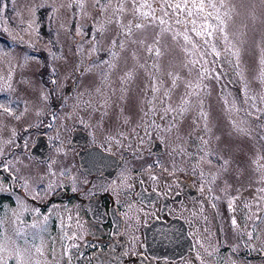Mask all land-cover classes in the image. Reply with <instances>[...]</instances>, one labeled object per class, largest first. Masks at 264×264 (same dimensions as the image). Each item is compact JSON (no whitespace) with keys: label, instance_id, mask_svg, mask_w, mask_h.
Listing matches in <instances>:
<instances>
[{"label":"rangeland","instance_id":"374dc122","mask_svg":"<svg viewBox=\"0 0 264 264\" xmlns=\"http://www.w3.org/2000/svg\"><path fill=\"white\" fill-rule=\"evenodd\" d=\"M84 3L81 9L78 0H0V51L10 53L0 60V104L14 113L0 112V242H10L8 250L0 251V261L18 264L13 251L17 248L31 249L33 261L39 259L41 264L62 263L58 238L45 236L49 233L43 230L42 221L31 218L35 208L9 190L3 170L7 167L19 180H30L31 188L42 194L48 190L43 187L48 175L45 165L57 166L61 159L72 163L70 158L78 146L71 140L79 126L89 127L88 133L96 138L93 143L117 154H130V149L142 163L147 162L144 151L150 148L151 152L152 141L161 136L167 143L168 164L206 168L212 188L215 185L217 192L224 188L229 195L239 196V229L244 233L264 207V169L256 163L264 164V0H227L229 44L214 41L219 57L210 48L203 55L190 46L185 52L168 36L163 37L159 46L162 55L157 57L155 51L146 50L153 43L151 29H134L126 38L113 22L105 23L101 34L96 27L110 17L115 20L112 11L101 12L95 0ZM121 19L126 24L133 17ZM30 23L35 30L28 28ZM78 30L82 34L77 35ZM145 35L144 45L132 42ZM93 36L99 42L96 52L91 51ZM120 44H124L123 49ZM10 69L11 78L5 79ZM129 72L132 78L125 82L122 78ZM174 77H179L175 88ZM189 81L193 86L201 85L189 98V110L182 118L166 113L169 106L180 104L186 92L193 91L187 86ZM154 86L159 92H153ZM42 92L48 95L47 101L40 99ZM165 92L170 93V99ZM201 110L207 114V121L200 117ZM173 116L177 123L168 131ZM238 129H245L247 134ZM40 136L48 137L52 147L49 163L42 164L30 154ZM9 140L12 143H6ZM200 176L197 174L196 179ZM246 187H255L256 195L249 194ZM42 196L41 201H45L47 195ZM230 234L231 242L239 244L236 233ZM200 235L204 236L203 232ZM204 239L209 245L203 242L201 247L208 249L210 261L263 264L226 254L216 256V245L209 237ZM257 239L264 251V219L257 226ZM42 244L44 254L38 256L35 248Z\"/></svg>","mask_w":264,"mask_h":264},{"label":"flooded vegetation","instance_id":"af4514ba","mask_svg":"<svg viewBox=\"0 0 264 264\" xmlns=\"http://www.w3.org/2000/svg\"><path fill=\"white\" fill-rule=\"evenodd\" d=\"M88 130V126H79L73 134L71 144L78 147H74L77 150L70 158L72 163L61 159L57 166L45 165L48 172L43 184L48 190L42 193L47 195L45 201H41L43 196L38 189L31 188L30 180H19L7 167L3 170L9 190L35 208L31 218L42 221L43 230L49 233L45 236L58 238L61 264H220L216 259L210 261L208 249L201 247L203 242L209 245L205 237L216 245V256L220 253L264 264V251L259 249L262 243L257 245V226L264 219V207L241 233L231 224L235 218L240 225L236 202L239 196L229 195L224 188L217 192L215 185L212 188L209 182L212 177L206 168L189 163L168 164L167 143L161 136L152 141L151 152L150 148L144 151L147 162L142 163L130 149V154L118 155L101 143H93L96 138ZM77 132L83 135L75 144ZM39 138L48 145V159H37L42 164L49 163L52 147L48 137ZM157 142L159 153L154 149ZM92 149L114 157L118 168L115 170L106 161L82 167L79 155ZM197 174H202L200 179H196ZM246 188L249 194L256 195L255 187ZM153 229L155 252L146 242L147 233ZM231 231L236 233L233 235L239 244L231 242Z\"/></svg>","mask_w":264,"mask_h":264},{"label":"snow or ice","instance_id":"6c2138e0","mask_svg":"<svg viewBox=\"0 0 264 264\" xmlns=\"http://www.w3.org/2000/svg\"><path fill=\"white\" fill-rule=\"evenodd\" d=\"M79 7L83 9L85 7L84 0H78ZM95 4L100 5L101 12L112 11L113 20L111 17L104 22H100L99 26L96 27V30L103 34L105 31L104 24L105 23H113L115 22L122 29V34L127 38L133 35V30H141L142 32H146L148 29L152 30L153 33V43L147 47V51L152 53L155 51L157 57L162 55L160 50V44L162 42L163 37L168 36V38L180 46L183 51L188 52L189 46L192 50L196 52H201V54H206L207 48L211 49V52L214 53L217 57L220 56V52L217 50L216 43L214 41L222 40L225 45L229 44V37L227 33V19L230 18L229 11H225L228 8L227 0H104V3H101V0H95ZM126 15H131L133 17L132 21L128 23L122 22V17ZM29 29H33V24H28ZM3 31L8 33L10 36L12 32L8 27H4ZM82 34V30L77 31V35ZM219 34V35H218ZM195 37V39H194ZM147 35L139 40L132 41L133 43H139L144 45L147 41ZM13 39H16L13 36ZM93 48L92 52L97 51L96 45L99 43L96 41L95 36L92 39ZM117 44V40L114 39L112 41L113 47ZM119 47L121 49L124 48V44H120ZM82 50V49H81ZM226 50H230L226 48ZM111 51V49H110ZM234 55H238V53H233ZM53 58H55V53L51 54ZM115 56V53H113ZM10 56V53L7 51H0V60L5 57ZM26 58V62H27ZM190 63H199V61H190ZM156 67V65H153ZM203 70V66H202ZM53 72L55 69L52 70ZM12 75L11 69L9 70V75L5 79H10ZM132 78V73H127L125 78H122L125 82ZM203 77L201 76V79ZM179 77H174L172 86L176 87V80ZM53 84L56 83L55 80L51 81ZM22 83H29L28 81H22ZM187 86L189 88H193L192 92H186L184 97H181L180 104L176 108H172L169 106L165 111L166 113H176L179 117H183L185 112L189 110L188 105L190 104V97L196 95L195 88H200V83H196L193 86L192 82L189 81ZM7 88L11 89V83L7 84ZM158 87H153V92H159ZM99 91V89H97ZM165 96L170 97L169 92H165ZM48 95L41 93L40 99L43 101L48 100ZM227 103V101H226ZM27 109H25L26 111ZM155 111V109H153ZM0 112L7 114L9 116L14 115L12 109L7 105L0 104ZM148 113H145L147 116ZM200 117H202L205 121H207V114L201 110L199 113ZM20 116H16V119H19ZM177 120L176 116H173V122L169 125L168 131H171L172 128L176 125ZM205 130H209L207 124H205ZM240 132H244L247 134L245 129H238ZM14 134V133H13ZM6 143H12L11 140ZM207 143V141H205ZM3 152L0 150V155ZM264 159V157H261ZM210 163V162H209ZM227 163V162H225ZM261 169H264V164H259V161H256ZM155 179V177H152ZM215 177H213V180ZM52 188V185H49V189ZM203 190V189H202ZM73 191H76V188L73 187ZM209 191L211 189L209 188ZM233 204L232 201L229 202V206L231 207ZM213 207L215 205L213 204ZM71 219V217H69ZM47 220V217H45ZM231 224L237 230L239 229V225L235 218H232ZM74 237H69V239H73ZM249 238L251 239V233H249ZM9 241L5 239L3 242H0V251L8 250ZM13 251L16 254V259L18 264H41L39 259L33 261L32 259V250L31 249H17L13 248ZM66 252L70 251L69 249H65ZM11 254V253H10ZM35 254L38 256H43L44 248L43 244L40 247L35 248ZM70 259V257H69ZM0 264H3L0 261Z\"/></svg>","mask_w":264,"mask_h":264},{"label":"water","instance_id":"95a60500","mask_svg":"<svg viewBox=\"0 0 264 264\" xmlns=\"http://www.w3.org/2000/svg\"><path fill=\"white\" fill-rule=\"evenodd\" d=\"M81 132L75 133L73 143H78V139L82 137ZM159 148L160 144L157 142L155 144V152L159 153ZM48 145L47 143L43 140V138H39L37 140V144L34 147L32 154L34 157L40 159V160H47L48 159ZM80 162L82 167L87 166L88 164L94 163V162H101V161H106L112 168H115V170L118 168V162L117 160L109 155L103 154L100 150L98 149H92L87 152H83L79 155ZM157 226H155L156 228ZM154 228V229H155ZM154 229L152 232L147 233L146 237V242L148 248L155 252L156 251V233H154Z\"/></svg>","mask_w":264,"mask_h":264},{"label":"trees","instance_id":"16d2710c","mask_svg":"<svg viewBox=\"0 0 264 264\" xmlns=\"http://www.w3.org/2000/svg\"><path fill=\"white\" fill-rule=\"evenodd\" d=\"M241 94H242V95H245L244 92H243V90H241Z\"/></svg>","mask_w":264,"mask_h":264}]
</instances>
